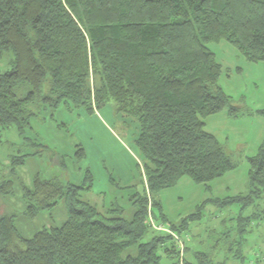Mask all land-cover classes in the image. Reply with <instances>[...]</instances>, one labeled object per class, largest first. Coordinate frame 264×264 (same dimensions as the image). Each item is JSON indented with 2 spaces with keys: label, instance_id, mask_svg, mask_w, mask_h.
Masks as SVG:
<instances>
[{
  "label": "trees",
  "instance_id": "16d2710c",
  "mask_svg": "<svg viewBox=\"0 0 264 264\" xmlns=\"http://www.w3.org/2000/svg\"><path fill=\"white\" fill-rule=\"evenodd\" d=\"M221 39L247 60L264 61V0H0V60L12 55L0 73V130L24 133L37 104L72 103L91 113L112 100L139 122L145 179L129 216L118 206L102 210L83 200L79 192L91 182L65 184L39 174L29 185L19 181L25 209L11 210L5 197L15 192L19 167L43 148L29 141L41 147L10 156L0 170V264H161V248L191 264L183 258L190 246L175 232L201 211L163 229L164 213L153 210L161 211L156 194L181 176L207 183L237 165L204 128L209 114L239 111L218 85L221 64L207 45ZM25 84L30 89L19 97ZM248 164L249 191L219 204L245 210L264 198V139ZM60 200L61 224L46 223L31 236L18 230L19 213L34 219ZM256 211L225 221L207 249L194 251L197 264H246L251 228L264 221V208Z\"/></svg>",
  "mask_w": 264,
  "mask_h": 264
},
{
  "label": "rangeland",
  "instance_id": "374dc122",
  "mask_svg": "<svg viewBox=\"0 0 264 264\" xmlns=\"http://www.w3.org/2000/svg\"><path fill=\"white\" fill-rule=\"evenodd\" d=\"M207 45L221 64L218 85L230 96L231 104L238 107L239 111L231 113L225 107L209 114L204 119V128L224 145L237 165L207 183H198L191 177L181 176L176 184L156 194L161 211L157 207L153 210L160 217V213H164L165 219L158 221L159 227L162 225L163 229L172 224L179 226L181 218L198 209L201 211L200 219L191 222L179 234L177 230L175 232L184 240V244L187 242L190 246L183 258L191 264H197L194 251L207 249L206 245L212 240L211 234L220 232L225 221H232L231 218L235 220L241 211L246 216L257 212V207L264 208V198L257 202L256 207L248 206L245 210L239 209V203L224 206L217 200L249 191L248 158L257 153L264 139V115L260 111L264 109V61L247 60L242 52L225 39L210 41ZM10 56V53L2 56L0 73L6 68ZM29 89L30 86L25 84L16 93L23 97ZM34 111L35 115L24 133L19 134L15 127L0 130V170L8 164L10 156L41 147L29 145V141L43 144L39 154L28 155L25 163L19 167L15 192L5 197L6 208L21 212L25 209L19 181L29 185L33 176L39 174L42 177L56 176L65 184L91 182L89 190L82 189L79 192L83 200L102 210L118 206L124 210V215L129 216L133 211V194L141 195L145 187L143 157L136 144L139 133L137 118L119 112L112 100L102 107L94 108L91 113L84 106L75 107L72 103L64 102L56 107L37 104ZM15 219L18 230L25 236H31L35 229L46 223L61 224L65 219V206L60 200L55 207L42 210L34 219H29L24 213H19ZM251 229L253 231L245 249L248 257L246 264H255L253 252L259 257L256 264H264L262 218H258ZM159 254L161 264H184L177 258H169L163 248ZM228 262L238 264L232 260Z\"/></svg>",
  "mask_w": 264,
  "mask_h": 264
},
{
  "label": "built area",
  "instance_id": "2783aa9c",
  "mask_svg": "<svg viewBox=\"0 0 264 264\" xmlns=\"http://www.w3.org/2000/svg\"><path fill=\"white\" fill-rule=\"evenodd\" d=\"M158 228H161V227L158 226ZM173 236H174V237L176 238V240H178L179 243H180V238H179L176 234H174Z\"/></svg>",
  "mask_w": 264,
  "mask_h": 264
}]
</instances>
